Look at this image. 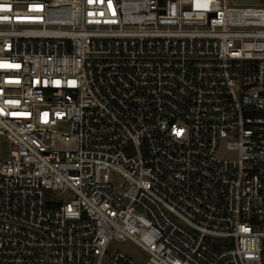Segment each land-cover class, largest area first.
I'll list each match as a JSON object with an SVG mask.
<instances>
[{"label":"built area","instance_id":"2783aa9c","mask_svg":"<svg viewBox=\"0 0 264 264\" xmlns=\"http://www.w3.org/2000/svg\"><path fill=\"white\" fill-rule=\"evenodd\" d=\"M0 132V264H264L258 0H0Z\"/></svg>","mask_w":264,"mask_h":264},{"label":"rangeland","instance_id":"374dc122","mask_svg":"<svg viewBox=\"0 0 264 264\" xmlns=\"http://www.w3.org/2000/svg\"><path fill=\"white\" fill-rule=\"evenodd\" d=\"M258 3L264 7V0H258ZM12 139L9 135L0 132V159H9L11 156V145ZM223 158H231L232 155L229 153H223ZM117 253H122L133 260L136 264H147L149 256L145 251L138 247L133 242H117L114 241L107 253V257L116 255ZM107 262V260H106Z\"/></svg>","mask_w":264,"mask_h":264},{"label":"water","instance_id":"95a60500","mask_svg":"<svg viewBox=\"0 0 264 264\" xmlns=\"http://www.w3.org/2000/svg\"><path fill=\"white\" fill-rule=\"evenodd\" d=\"M235 3H240V4H255L256 0H234Z\"/></svg>","mask_w":264,"mask_h":264}]
</instances>
